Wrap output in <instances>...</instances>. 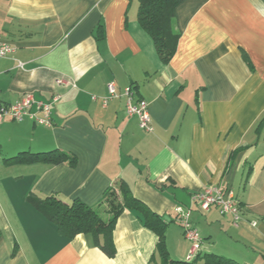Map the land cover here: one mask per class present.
Segmentation results:
<instances>
[{
    "label": "crops",
    "instance_id": "crops-1",
    "mask_svg": "<svg viewBox=\"0 0 264 264\" xmlns=\"http://www.w3.org/2000/svg\"><path fill=\"white\" fill-rule=\"evenodd\" d=\"M137 8L136 0H0V43L15 48L0 59V105L23 94L57 98L49 127L0 123V264H159L150 260L157 237L129 210L116 219L108 259L88 235H58L26 201L33 193L92 206L118 181L165 218L164 243L177 261L190 244L174 208L208 186L231 191L238 223L216 207L190 216L202 254L264 264V0H183L166 65L138 27ZM108 84L148 104L151 133L126 116L123 96L101 105ZM53 150L75 156L76 167L3 160Z\"/></svg>",
    "mask_w": 264,
    "mask_h": 264
},
{
    "label": "trees",
    "instance_id": "trees-1",
    "mask_svg": "<svg viewBox=\"0 0 264 264\" xmlns=\"http://www.w3.org/2000/svg\"><path fill=\"white\" fill-rule=\"evenodd\" d=\"M138 8L136 21L140 27L152 40L155 52L160 64L166 65L175 54L179 33L173 28L175 8L183 0H136ZM96 38H103L101 26L96 29ZM264 120L259 123L263 126ZM244 147H239L230 153L228 159L242 151ZM6 165L25 164H46L76 167L77 160L72 154L53 150L49 152L31 153L20 152L15 156L3 159ZM129 186L118 181L114 186L106 189L102 193L101 199L92 206L75 199L65 202L55 195L39 197L30 193L26 196V201L34 210L40 213L49 223H53L58 235L73 239L79 235H88L92 239L93 246L98 248L108 259L116 254L113 246L112 232L116 224V219L125 211L129 210L136 214L143 227L151 231L157 237L155 251L151 257L153 261L156 257L159 264H196L202 260L204 264H240L232 259L224 258L214 254H199L191 261L172 260L168 256L165 242L166 222L165 218L153 213L141 201L136 199L131 193ZM103 210H107L110 217L104 220L101 217ZM12 253V256L14 255Z\"/></svg>",
    "mask_w": 264,
    "mask_h": 264
},
{
    "label": "built area",
    "instance_id": "built-area-1",
    "mask_svg": "<svg viewBox=\"0 0 264 264\" xmlns=\"http://www.w3.org/2000/svg\"><path fill=\"white\" fill-rule=\"evenodd\" d=\"M15 48L6 43H0V59L9 56L14 52ZM18 67L22 68V64L18 63ZM131 87L117 92L113 84L107 85V96L101 99V105L106 104L112 99L123 96L126 99V116L136 117L138 120V128L143 132L151 133V119L149 116L148 104L145 101H133ZM57 98H53L51 102L35 101L30 94H23L19 101L12 105H0V123L5 119L20 123L24 119L33 121L45 127L51 126L52 104ZM94 99V98H93ZM189 206L178 205L174 208L175 221L182 231L186 242L190 244L187 261L193 260L204 250L203 239L199 231L191 222V215L194 210L207 211L210 207H216L220 215H229L236 224L240 221L239 204L234 198L231 191H223L219 187L208 186L191 196Z\"/></svg>",
    "mask_w": 264,
    "mask_h": 264
},
{
    "label": "rangeland",
    "instance_id": "rangeland-1",
    "mask_svg": "<svg viewBox=\"0 0 264 264\" xmlns=\"http://www.w3.org/2000/svg\"><path fill=\"white\" fill-rule=\"evenodd\" d=\"M101 217L105 220L106 219V217H103L102 215H101Z\"/></svg>",
    "mask_w": 264,
    "mask_h": 264
},
{
    "label": "water",
    "instance_id": "water-1",
    "mask_svg": "<svg viewBox=\"0 0 264 264\" xmlns=\"http://www.w3.org/2000/svg\"><path fill=\"white\" fill-rule=\"evenodd\" d=\"M165 220V219H164Z\"/></svg>",
    "mask_w": 264,
    "mask_h": 264
}]
</instances>
